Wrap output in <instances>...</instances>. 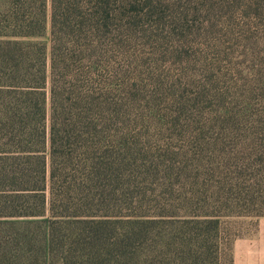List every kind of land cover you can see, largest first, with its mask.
Here are the masks:
<instances>
[{"label": "trees", "instance_id": "trees-1", "mask_svg": "<svg viewBox=\"0 0 264 264\" xmlns=\"http://www.w3.org/2000/svg\"><path fill=\"white\" fill-rule=\"evenodd\" d=\"M230 217H264V0H0V264H232Z\"/></svg>", "mask_w": 264, "mask_h": 264}, {"label": "crops", "instance_id": "crops-1", "mask_svg": "<svg viewBox=\"0 0 264 264\" xmlns=\"http://www.w3.org/2000/svg\"><path fill=\"white\" fill-rule=\"evenodd\" d=\"M255 222L253 232L233 240L232 264H264V217Z\"/></svg>", "mask_w": 264, "mask_h": 264}, {"label": "rangeland", "instance_id": "rangeland-1", "mask_svg": "<svg viewBox=\"0 0 264 264\" xmlns=\"http://www.w3.org/2000/svg\"><path fill=\"white\" fill-rule=\"evenodd\" d=\"M33 41L42 42L48 46L49 31L47 30V32L42 36L34 37ZM255 219L256 218L254 217H230L227 219H223L221 223V228L219 229V237H221V242H223L222 244L223 252H225L227 247L229 248L231 242H233L235 238L239 236L248 235L255 230V226H256ZM211 235H213V233ZM215 255L216 254H214V248H213L211 261L209 260L207 264H223L221 261L219 262V260L218 261L216 260ZM228 256L226 255L224 258L227 259Z\"/></svg>", "mask_w": 264, "mask_h": 264}]
</instances>
